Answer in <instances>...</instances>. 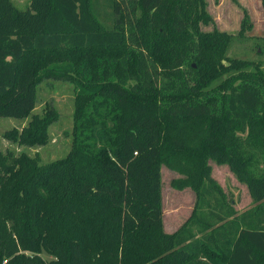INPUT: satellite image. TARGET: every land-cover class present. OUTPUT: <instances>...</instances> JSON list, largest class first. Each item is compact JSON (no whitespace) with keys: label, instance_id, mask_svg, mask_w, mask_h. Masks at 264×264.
I'll return each instance as SVG.
<instances>
[{"label":"trees","instance_id":"1","mask_svg":"<svg viewBox=\"0 0 264 264\" xmlns=\"http://www.w3.org/2000/svg\"><path fill=\"white\" fill-rule=\"evenodd\" d=\"M97 1L0 0V117L31 116L45 81L76 95L65 158L0 151V264H264V76L221 64L232 38L201 32L205 0H111L112 28ZM47 116L8 138L46 143ZM209 161L262 206L165 234L161 166L204 203Z\"/></svg>","mask_w":264,"mask_h":264},{"label":"rangeland","instance_id":"2","mask_svg":"<svg viewBox=\"0 0 264 264\" xmlns=\"http://www.w3.org/2000/svg\"><path fill=\"white\" fill-rule=\"evenodd\" d=\"M17 11H25L31 0H8ZM209 23L201 24L205 34L213 32L231 36V42L221 64L230 67V60L246 63V75L264 76V10L261 0H205ZM100 21L107 27L114 26L111 0L96 2ZM228 73L223 79L229 77ZM76 95L74 85L63 81H45L38 89V103L31 116L25 119L0 117V151L3 154H22L38 159L40 166H46L65 158L72 148ZM49 112L55 115V121L48 127L46 143L33 145L20 144L8 138V135L23 134L33 117L45 119ZM211 178L220 188L221 195L214 194L203 203L198 202L196 193L190 188L177 189L173 182L181 178L177 173L161 166V205L163 211V232L176 233L183 227H189L193 234H200L203 222L213 227L230 221L226 216L230 210L235 216L253 212L264 205L253 199L245 183L240 182L226 164L208 162ZM259 170L261 165H259ZM259 171V173H260ZM223 197V198H222ZM208 203V204H207ZM262 204V205H261ZM261 211H264V206ZM201 219L199 226L196 218ZM218 218H228L224 222ZM42 258L47 262L54 260L46 253Z\"/></svg>","mask_w":264,"mask_h":264},{"label":"built area","instance_id":"3","mask_svg":"<svg viewBox=\"0 0 264 264\" xmlns=\"http://www.w3.org/2000/svg\"><path fill=\"white\" fill-rule=\"evenodd\" d=\"M4 264H8L7 262H4Z\"/></svg>","mask_w":264,"mask_h":264}]
</instances>
